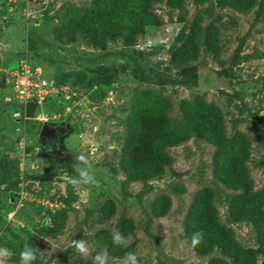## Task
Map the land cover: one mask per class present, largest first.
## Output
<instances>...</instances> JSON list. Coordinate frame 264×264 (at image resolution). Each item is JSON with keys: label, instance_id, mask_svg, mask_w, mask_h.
<instances>
[{"label": "rangeland", "instance_id": "obj_1", "mask_svg": "<svg viewBox=\"0 0 264 264\" xmlns=\"http://www.w3.org/2000/svg\"><path fill=\"white\" fill-rule=\"evenodd\" d=\"M98 3L0 0V247L12 251L9 264H19L25 240L36 249L34 264H91L70 246L87 231L110 264H123L126 252L139 264H216L220 250L200 253L185 230L198 231L186 211L202 189L210 190L219 223L242 247H255V229L229 203L237 190L224 182L228 169L213 137H247L252 189L264 190V0L245 12L214 0H162L150 8L158 22L107 1L104 11L115 12L106 28L90 19ZM25 7L32 11L26 18ZM195 17L198 55L185 59L192 45L178 32L191 37ZM20 59L51 87L27 116L24 105L16 111L9 85ZM58 121L68 126L65 156H44L35 142L40 125ZM186 126L188 137L163 147L169 160L162 172L136 177L154 163L155 132L175 138ZM232 145L239 149L237 142L226 148ZM78 151L90 154L96 186L72 184ZM113 232L127 238V248L112 243ZM252 264H264V255Z\"/></svg>", "mask_w": 264, "mask_h": 264}, {"label": "trees", "instance_id": "obj_2", "mask_svg": "<svg viewBox=\"0 0 264 264\" xmlns=\"http://www.w3.org/2000/svg\"><path fill=\"white\" fill-rule=\"evenodd\" d=\"M98 3V7L94 13H91L90 19H102L105 23L103 24L104 28L108 27V23L113 18V10L104 11L106 7V2L108 1L109 6H113L115 2H117L118 8L127 7V13L130 14H138L147 19V21L158 22V17L150 11L152 4L161 2L162 0H96ZM115 1V2H114ZM180 0H177V2ZM201 1V0H198ZM215 3L219 6H232L234 9L245 12L252 8L256 2V0H214ZM171 3V0H168ZM174 6L177 8L180 7L179 3H174ZM129 9V10H128ZM97 14V16H96ZM104 15V19L102 16ZM127 15V14H126ZM122 19H126L125 16L121 17ZM178 19H181L179 16ZM85 21V20H84ZM95 21V20H94ZM199 17H195L193 19V29L191 33V37L187 38L185 34H183L182 27L178 32V38L184 41H189L192 45L191 49L185 50V59H193L198 55V45H199V28H198ZM69 21H66L63 26V30L68 26ZM69 24V25H68ZM82 29L85 24H81ZM87 29V27H85ZM88 30V29H87ZM36 40L34 31H30V35L28 36L29 45L32 46L34 41ZM135 74L143 77L142 73L137 69ZM182 82H186L185 79L181 80ZM161 107L160 103L156 104V113ZM165 128H168L166 124H164ZM179 136L177 137H165L162 135L160 139V133L155 132L156 137L153 141L156 142L152 152L154 163L150 169H142V174L136 175L139 178H145L147 176H156L162 172V165L166 164L169 160L166 153L163 151V147L168 144H174L181 139H184L190 135L191 130L188 126L185 128H179L177 130ZM130 133L126 134L124 138V142L129 144ZM156 139V140H155ZM213 139L217 141L216 143V155L219 156L221 164L227 167L228 172L226 173L224 182L226 186L232 190H237V192L228 193L229 203H233V206L236 207L237 204V214L236 219L243 220L245 222L251 223L256 233V241L257 244L255 247H242L234 238L233 232L230 228L220 224L217 216L216 210L208 201L210 199V190L202 189L196 191L193 194L192 200L190 201L187 211L186 217L190 218V222L196 223V228L198 231L202 232L203 240L201 244L195 246V249L202 254H206L212 250V248L216 247L220 250L222 258H217L214 260L216 264H252L258 255H264V190H253L251 185V178L249 176L247 167L244 163L247 155H248V140L247 137L242 133H236L230 138H224L221 131L214 135ZM231 142H237L239 145V149H233V145L231 148H226V145ZM205 198V203L203 207L199 210L195 209V206L199 203V200ZM191 228V227H190ZM187 235L189 236V240L191 242L192 234L185 229ZM193 231V227L191 229ZM226 258H232V262L228 261Z\"/></svg>", "mask_w": 264, "mask_h": 264}, {"label": "clouds", "instance_id": "obj_3", "mask_svg": "<svg viewBox=\"0 0 264 264\" xmlns=\"http://www.w3.org/2000/svg\"><path fill=\"white\" fill-rule=\"evenodd\" d=\"M75 155V163L73 169L76 175L72 178L73 185L96 186L99 181L93 171V164L90 159V154L84 151H78ZM86 238L74 239L71 241V247L91 264H110V259L106 251H96L90 244L87 237L95 235L92 231L84 232ZM203 240V233L200 231L194 232L191 237L193 247L199 245ZM112 243L116 246L128 247L127 238L119 232L112 233ZM64 250H67L64 249ZM95 253V254H94ZM13 253L6 247H0V264H9ZM37 260L36 249L33 248L27 240L19 253V264H34ZM123 264H139V258L135 252H126L123 258Z\"/></svg>", "mask_w": 264, "mask_h": 264}, {"label": "built area", "instance_id": "obj_4", "mask_svg": "<svg viewBox=\"0 0 264 264\" xmlns=\"http://www.w3.org/2000/svg\"><path fill=\"white\" fill-rule=\"evenodd\" d=\"M46 0H43V2ZM23 16L28 17L32 12L25 7ZM49 81L36 69H33L27 59H20L16 68L11 72L9 79L10 89L21 107L16 108L17 112L23 107L27 100L40 101L50 91Z\"/></svg>", "mask_w": 264, "mask_h": 264}, {"label": "flooded vegetation", "instance_id": "obj_5", "mask_svg": "<svg viewBox=\"0 0 264 264\" xmlns=\"http://www.w3.org/2000/svg\"><path fill=\"white\" fill-rule=\"evenodd\" d=\"M43 123H45L42 128L43 131L41 134L38 131L35 139L41 154L64 158L65 150L61 146V140L68 133V126L62 121ZM43 123H41L40 128Z\"/></svg>", "mask_w": 264, "mask_h": 264}, {"label": "water", "instance_id": "obj_6", "mask_svg": "<svg viewBox=\"0 0 264 264\" xmlns=\"http://www.w3.org/2000/svg\"><path fill=\"white\" fill-rule=\"evenodd\" d=\"M32 105H33V102H32L31 100H27V101L24 103V113H25L26 116L28 115V113H29V111H30ZM44 126H45V123L42 124V126H41V128H40V130H39V134L42 133V131H43L42 128H43Z\"/></svg>", "mask_w": 264, "mask_h": 264}]
</instances>
